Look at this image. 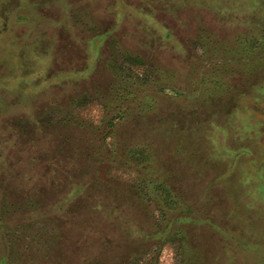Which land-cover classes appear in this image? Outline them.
Returning a JSON list of instances; mask_svg holds the SVG:
<instances>
[{
    "label": "rangeland",
    "instance_id": "obj_1",
    "mask_svg": "<svg viewBox=\"0 0 264 264\" xmlns=\"http://www.w3.org/2000/svg\"><path fill=\"white\" fill-rule=\"evenodd\" d=\"M40 2L59 61L84 50L97 61L89 95L61 105L39 95L40 144L68 139L87 154L82 199L42 224L54 239L43 263L181 264L173 230L185 224L215 244V264H264V0ZM103 28L100 46L83 47ZM112 66L139 95L108 127L91 92L112 87Z\"/></svg>",
    "mask_w": 264,
    "mask_h": 264
},
{
    "label": "trees",
    "instance_id": "obj_2",
    "mask_svg": "<svg viewBox=\"0 0 264 264\" xmlns=\"http://www.w3.org/2000/svg\"><path fill=\"white\" fill-rule=\"evenodd\" d=\"M40 6L47 8L40 0H0V264H44L39 256L54 239L42 236V224L54 215L73 211L87 186L86 148L68 139L42 146L39 134L45 128L41 127L38 105L43 101L39 95L48 93L47 102L53 105L89 95V89L83 88L89 85L96 57L84 50L82 60L59 61V38L41 25L47 14ZM108 32L103 28L93 39L84 38L83 47L88 48L87 43L100 46ZM29 36L33 38L27 41ZM111 70L112 87L91 92L108 109L103 119L108 127L134 110L132 103L139 95L129 75L113 66ZM31 93L37 96L29 107L27 96ZM15 117L20 119L18 124ZM75 156L81 158L80 164L73 161ZM181 205L196 210L187 200ZM161 210L166 212L164 207ZM211 217L202 216L204 225L215 231L217 222ZM188 226L179 224L173 230L181 239V264H215L217 257L210 260L215 244L210 249L208 243H200V235L192 234L193 228Z\"/></svg>",
    "mask_w": 264,
    "mask_h": 264
}]
</instances>
